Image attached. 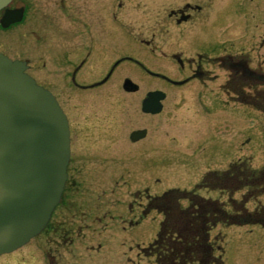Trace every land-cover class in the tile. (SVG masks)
<instances>
[{
	"label": "flooded vegetation",
	"instance_id": "1",
	"mask_svg": "<svg viewBox=\"0 0 264 264\" xmlns=\"http://www.w3.org/2000/svg\"><path fill=\"white\" fill-rule=\"evenodd\" d=\"M166 1L174 4L157 7L158 0H151V8L156 11L153 28L171 27L177 32L178 40L186 34L183 48L159 55L169 57L176 65L170 74L148 69L143 60L122 52L126 48L127 34L137 33L142 27L139 20L142 0H25L21 8H12L22 9L27 38L25 72L35 80L31 74L32 60L36 57L32 43L35 39L37 58L43 70L41 77L54 78L56 92L46 89L55 96L68 121L70 148L86 149L74 156L70 149L61 199L45 227L23 247L0 256V264L173 263L169 249L168 254L158 252L159 230L147 242L142 241L138 232L148 215L158 213L155 202L158 195H149L148 187L127 185L126 179L130 184L137 185V182L136 171L124 170L126 161L142 163L143 157L152 160L156 155L158 138L151 136L158 128L154 120L162 112L143 113L141 104L146 96L140 102L139 111L134 106L136 99H127L126 95L136 94L140 85L136 91L126 92L121 84L123 93L119 92L120 79L123 83L125 79L134 78L131 72L156 83L161 81L176 86L170 81L175 80L170 78H185L183 80H188L185 84L190 78L205 83L216 78L208 66L224 69L227 78H231L225 83L231 100H241V104L262 113L264 119V70L260 69L261 63L253 64L252 41L245 37L247 35L239 39L242 46L246 43L250 46L248 50L242 47L233 52L223 47V17L219 15L221 8L216 0ZM218 8L212 16L210 10ZM160 9L163 16H160ZM178 40L174 45L179 47ZM259 40L264 48V38ZM141 43L148 47L151 41L141 40ZM151 52H156V46ZM124 63L132 66L129 73L121 71ZM59 97L67 102L62 104ZM67 103L71 110L65 107ZM127 123L135 126L128 129ZM135 132H143V136L132 139ZM141 147L151 148L143 154ZM142 172L150 173L141 168L136 173L140 176ZM232 184L227 185L229 189ZM116 194L133 196L124 214L115 208L119 205L115 199L110 202ZM141 195L147 198L145 204L139 202L143 198ZM232 200L228 202L231 205ZM263 206L257 204L253 211H256V219L262 218L264 223V212L258 211ZM217 226L208 231L204 244L207 254H201L200 244L192 245L184 254L178 253L180 264H191L193 260L199 264H224L222 238L216 235L210 240V233ZM112 230L115 235L103 236ZM126 232L129 234L125 236ZM237 264H244V261Z\"/></svg>",
	"mask_w": 264,
	"mask_h": 264
},
{
	"label": "rangeland",
	"instance_id": "2",
	"mask_svg": "<svg viewBox=\"0 0 264 264\" xmlns=\"http://www.w3.org/2000/svg\"><path fill=\"white\" fill-rule=\"evenodd\" d=\"M165 1L158 0L157 7L159 4H174ZM175 1L182 3L183 0ZM24 2L25 0H12L7 8H21ZM216 4L221 9L210 10V13L213 16L219 10V15L223 17L221 28L223 47L233 52L242 47L248 50L250 46L247 43L242 46V41L239 40L241 36L247 35L245 37L250 39L254 46V50L251 51L254 59L253 64L261 63L260 69L263 71L264 48L259 44V39L264 38V0H216ZM230 5L232 6L230 7ZM225 6H229V9ZM1 13L2 10L0 16ZM155 14L156 11L151 8V0H142L139 19L142 27L137 33L127 34L126 48L122 52L126 56L143 60L144 63H142L148 69L170 74V71L176 69V65L170 62L169 57H160L159 55L170 54L183 48L186 34L178 40L177 32L171 27L165 30L153 28ZM163 15L162 9H160V16ZM175 39L178 40L179 47L174 45ZM26 40L23 18L9 27L0 26V53L9 59L23 62L27 47ZM141 40L151 41L150 46L146 47L141 43ZM32 43L36 50V57L32 60L31 74L35 77V82L38 85L55 93L54 78L41 77L43 70L37 58L38 42L33 39ZM154 46H156V52L152 53L151 48ZM131 67L127 63L120 66L121 71L125 73H129ZM207 69L211 70V74L216 78H211L205 83L190 78V82L182 86H171L161 81L156 83L151 78H140L139 75L131 72L134 78L130 79L141 88L136 94H127L126 97L129 101V98L136 99L134 106L138 111L141 100L148 92L160 90L165 92L166 98L162 103V112L154 120L158 123L157 131L152 132L151 136L154 139L158 138L159 145L155 146L157 148L156 155L152 157V160H145L146 158L143 157L142 163L127 160L124 170L138 173L140 168L149 170L150 173L142 172L140 176L135 172L134 177L137 185L130 184L129 179L126 180L128 186L148 187V193L151 196H160L165 191L172 189L195 190L199 196L217 201L225 206V210L232 211L233 209L228 203L230 198L240 201L247 189L231 193V191L221 192L218 189L203 187L197 189V186L207 173L215 172L219 175L237 163H244L248 169L255 172L264 171V119L262 113L250 106L231 100V95L225 91L228 86L225 83L231 80V78H227V71L209 66ZM96 79L94 78V80ZM170 79L183 81L185 78ZM121 80L119 92L123 93ZM221 85L226 86L222 88ZM59 99L62 104L67 102L63 97H59ZM68 103L65 107L67 110H71ZM134 126L133 123L132 125L128 124V129ZM150 148L141 147L140 149L143 154H146ZM70 149L71 155L74 156L86 148L71 147ZM231 187L233 188V185ZM260 188H264L263 181L260 182ZM141 197L143 198L139 202L145 204L146 196L141 195ZM106 198L104 201L107 200ZM113 199L119 203L115 208L119 210L120 214H124L127 203L132 202L133 196L116 194L112 195L110 202ZM257 204L264 205V194L256 200H250L245 208L252 211ZM107 205L112 207L111 204ZM181 205L186 206L187 202L183 201ZM161 218L162 216L158 213H151L146 217V220L138 228L142 241H151L156 236ZM103 234V236H107L106 234L115 235L113 230ZM128 234L129 232H126L125 236ZM210 235V240H213L216 235H219L223 240L224 264H237L242 260L244 264H264V228L262 226L258 224L244 226L219 224L211 231ZM20 251L22 249L18 252Z\"/></svg>",
	"mask_w": 264,
	"mask_h": 264
},
{
	"label": "water",
	"instance_id": "3",
	"mask_svg": "<svg viewBox=\"0 0 264 264\" xmlns=\"http://www.w3.org/2000/svg\"><path fill=\"white\" fill-rule=\"evenodd\" d=\"M11 1L0 0L3 28L22 19V9H6ZM122 88L138 89L129 79ZM164 98L160 91L148 93L142 112L160 113ZM69 157L68 122L54 96L25 73L23 62L0 54V256L22 247L45 227L61 199Z\"/></svg>",
	"mask_w": 264,
	"mask_h": 264
},
{
	"label": "trees",
	"instance_id": "4",
	"mask_svg": "<svg viewBox=\"0 0 264 264\" xmlns=\"http://www.w3.org/2000/svg\"><path fill=\"white\" fill-rule=\"evenodd\" d=\"M263 174L264 171L255 172L248 169L244 163H237L222 174L209 172L205 175L197 189L203 187L231 193L247 189L240 201L232 200L233 204H229L232 211L225 210V206L217 201L199 196L195 190L172 189L158 196L155 199L156 209L162 216L158 233V252L168 254L169 249L172 264H180L178 253L184 254L192 245L200 244L198 249L201 254H207L204 244L208 238V231L216 224L231 226L259 223L264 226L262 218L258 220L254 216L256 211L245 208L250 200H256L264 194V188H260V182L264 183ZM230 182L233 183L231 189L227 186ZM183 201L187 202L186 206L181 205ZM263 208L264 206L260 207L258 211L263 213ZM191 264H199V261L193 260Z\"/></svg>",
	"mask_w": 264,
	"mask_h": 264
}]
</instances>
